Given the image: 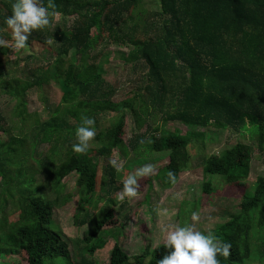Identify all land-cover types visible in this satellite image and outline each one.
Returning a JSON list of instances; mask_svg holds the SVG:
<instances>
[{
  "label": "trees",
  "instance_id": "1",
  "mask_svg": "<svg viewBox=\"0 0 264 264\" xmlns=\"http://www.w3.org/2000/svg\"><path fill=\"white\" fill-rule=\"evenodd\" d=\"M144 1L54 0L55 7L48 8L44 0L49 24L38 34L42 43L50 42L49 53L54 51L55 57L44 69L26 65V81L12 75L5 80L0 62V99L7 96L8 88L21 97L28 89H41L51 80L63 90L60 104L48 119L28 121L23 117L21 129L31 126L36 130L31 138L10 134L5 141L0 136V255L26 253L28 264H97L89 257L105 245L102 230L114 217L113 210L91 221L80 261H75L79 254L53 221V210L67 200L61 192L64 179L71 175L79 197L75 217L81 224L90 221L88 206L97 194L98 162L88 149L82 154L72 150L82 114L94 120L98 158H107L115 149L127 152L120 135L129 116L127 107L140 125L158 110L166 122L175 119L188 125L186 132L179 127L163 130L155 136L151 149L143 139L145 133L132 144L138 164L155 153L167 154L161 174L168 183L189 169L187 148L196 138V127H230L235 132L264 134V0H158L161 11L155 15L161 20L153 21L146 17ZM10 4L11 0H0V39L4 41L10 38L4 23L11 14ZM128 20L134 25L124 36L133 49L128 57L123 55V62L106 64L137 75L145 89L137 96L138 103L114 100L117 87L109 88L102 62H88L92 31L123 30ZM28 37L38 40L32 32ZM8 53L9 49L0 48V54ZM136 56L140 62H128ZM112 110L118 113L113 124L99 126V118ZM5 122L0 110L3 133L8 131ZM259 148L264 152L262 139ZM253 153L252 146L236 143L205 158L204 173L221 177L227 186L245 187ZM37 173H42L43 182L36 181ZM257 184L253 191H245L240 213L216 230L215 240L231 244L228 257L217 256L219 264H252L255 260L264 264V178ZM212 185L211 181L204 184L205 193H213ZM17 188H22V198L5 214L9 206L6 195ZM49 192L56 193L55 199L47 196ZM255 241L260 246L252 249ZM167 251L163 245L155 250L147 245L142 254L131 256L117 245L109 264H157Z\"/></svg>",
  "mask_w": 264,
  "mask_h": 264
},
{
  "label": "rangeland",
  "instance_id": "2",
  "mask_svg": "<svg viewBox=\"0 0 264 264\" xmlns=\"http://www.w3.org/2000/svg\"><path fill=\"white\" fill-rule=\"evenodd\" d=\"M145 0L142 4L146 12V17L150 20H161L155 14L161 11V5L158 0ZM134 11H137L136 8ZM133 13H129L132 16ZM134 22L128 20L123 30H114L113 33L103 30L101 34L97 30L91 33V46L89 53L91 55L88 62H99L103 64L104 79L109 82V88L115 89L113 99L117 102L125 99H134L139 102V95L145 92L143 84L140 83L135 73H130L124 68L114 70L108 67L106 62H123V57H128L133 47L128 44L125 34H128L133 27ZM143 28H141V31ZM42 29L33 30L32 33L38 40L33 41L28 37L27 44L23 49H9L7 55L0 54L3 71L6 74L5 80H10L12 76L26 81L28 76L25 71L26 65L29 67L39 65L43 68L55 57L54 51L50 52V42H41L42 38L38 34ZM9 45L14 41L11 38V29L9 28ZM48 37V36H47ZM130 43V42H129ZM37 62V64H36ZM128 62H140L132 59ZM131 64V63H130ZM111 68V69H108ZM100 70V69H99ZM108 70V72H107ZM107 72V73H106ZM0 79L2 76L0 75ZM35 87V86H34ZM63 90L58 82L51 80L41 89L38 87L28 89L27 94L19 96L13 94L8 88L7 96L3 95L0 99V110L5 115V128L7 132L3 133V127H0L1 139L7 140L10 134L20 135L21 138L28 136L31 138L36 130L28 126L22 130L23 117L28 121L48 119L60 104ZM26 96V98H25ZM25 100V101H24ZM153 109V108H151ZM128 113L127 122L121 127L120 135L123 136L124 143L128 149L127 152L115 149L107 158H98V142L95 137L89 141L88 150L93 159L98 162L96 179V196L93 202L88 206L90 221L81 224L79 218L75 217L79 197L74 193L75 178L73 175L64 179V187L61 194L67 197L63 204H59L53 210V221L56 230L64 236L70 244L73 245L79 255L75 256V261L81 260L82 250L85 247L83 242L90 233L91 221L98 218L105 212H114V217L109 219L103 226V238L106 241L102 248H98L90 260L97 264H109L113 249L119 245L122 246L131 256H137L143 253L147 245L152 250L163 245L166 233L169 229L176 226H185L194 224L196 230L201 232H211L216 237V230L227 222L232 216L240 213L243 195L246 190L258 186V180L264 178V152L260 151L259 139L264 140V134H252L249 132L233 131L232 128L196 127L193 131L197 133L188 145V153L191 157V164L188 170L182 172L179 178L168 183L161 174V169L167 163V154H153L149 159L138 164L134 160L132 144L136 142L141 135L145 133L146 145L151 149L154 144L155 136L163 133V130H172L179 127L182 132H186L189 126L178 120L165 121L162 111L156 115L148 114L145 122L140 125L136 121L130 107L126 108ZM117 111L112 110L108 115L99 118V126L108 128L113 124L112 118L116 116ZM34 140V139H33ZM151 142H148V141ZM236 143H244L253 147L254 153L251 160L250 175L244 186H227L221 177L206 176L204 173V160L213 154L220 153L226 148ZM48 147V146H47ZM128 154V155H127ZM115 159L121 165L119 170L113 168L109 159ZM151 163L154 166V172L151 175L137 178V194L134 197H125L123 200H117V193L122 190V180L130 173H133L143 164ZM107 166L109 169L103 168ZM114 172V174H111ZM42 173L36 174V181L43 182ZM207 181L213 183V193H205L204 184ZM73 190V191H72ZM1 192V191H0ZM47 196L55 199L56 193L49 192ZM22 198V188L12 190L6 195L9 206L5 214L11 213ZM19 205V204H17ZM197 212L198 220L193 222L192 212ZM2 213H0V216ZM256 239V238H255ZM260 246V242H253L252 249ZM26 253H12L0 255V264H28ZM252 264H262L260 260H255Z\"/></svg>",
  "mask_w": 264,
  "mask_h": 264
},
{
  "label": "clouds",
  "instance_id": "3",
  "mask_svg": "<svg viewBox=\"0 0 264 264\" xmlns=\"http://www.w3.org/2000/svg\"><path fill=\"white\" fill-rule=\"evenodd\" d=\"M48 8H54V0H47ZM11 14L4 18V23L11 29L13 44H7L0 39V48L13 50L23 49L33 30L41 29L49 24V15L44 0H11ZM94 120L86 115H81V123L75 129L76 143L72 144L75 153H85L96 131L93 127ZM143 142V141H141ZM148 142H151L150 140ZM108 163L115 169L121 167L115 159H109ZM154 166L146 163L138 167L133 173L122 180V190L117 193L116 199L134 197L137 194V178L151 175ZM171 180L173 174L168 173ZM193 222L198 220L197 212H192ZM163 247L168 250L157 264H219L217 256L228 257L231 244L215 240L211 232L196 230L194 224L176 226L167 231Z\"/></svg>",
  "mask_w": 264,
  "mask_h": 264
}]
</instances>
